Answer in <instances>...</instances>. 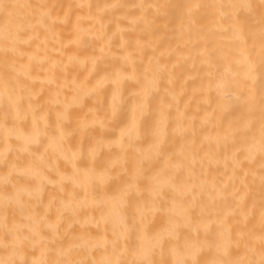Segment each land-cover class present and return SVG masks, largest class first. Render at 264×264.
Here are the masks:
<instances>
[{
    "label": "clouds",
    "instance_id": "9594fccd",
    "mask_svg": "<svg viewBox=\"0 0 264 264\" xmlns=\"http://www.w3.org/2000/svg\"><path fill=\"white\" fill-rule=\"evenodd\" d=\"M0 264H264V0H0Z\"/></svg>",
    "mask_w": 264,
    "mask_h": 264
},
{
    "label": "bare ground",
    "instance_id": "6f19581e",
    "mask_svg": "<svg viewBox=\"0 0 264 264\" xmlns=\"http://www.w3.org/2000/svg\"><path fill=\"white\" fill-rule=\"evenodd\" d=\"M129 87H133V86H129ZM126 119H127V106L125 105V108L122 109V111H121V114H120V117L118 120V124L123 123ZM151 121H152L151 115L146 116L143 120L142 127L146 133L151 127ZM145 139L147 140V136L145 137Z\"/></svg>",
    "mask_w": 264,
    "mask_h": 264
}]
</instances>
